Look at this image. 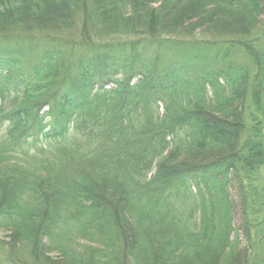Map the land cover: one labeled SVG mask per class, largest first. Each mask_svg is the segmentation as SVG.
<instances>
[{"label": "trees", "instance_id": "obj_1", "mask_svg": "<svg viewBox=\"0 0 264 264\" xmlns=\"http://www.w3.org/2000/svg\"><path fill=\"white\" fill-rule=\"evenodd\" d=\"M263 20L264 0H0V264H264Z\"/></svg>", "mask_w": 264, "mask_h": 264}, {"label": "rangeland", "instance_id": "obj_2", "mask_svg": "<svg viewBox=\"0 0 264 264\" xmlns=\"http://www.w3.org/2000/svg\"><path fill=\"white\" fill-rule=\"evenodd\" d=\"M262 25L264 26V20H263ZM137 60H138V58H136L134 62H137ZM239 60H240L239 62L247 64L253 69V73H252L253 75L257 74V69L255 68L254 63H253L252 59L249 57V55H247L243 52H240ZM132 61H133V57H132ZM71 127H72L71 132L73 134L79 133V131L76 129L75 125H72ZM250 134H252V133L249 131L248 133L245 134L244 138L247 139ZM263 135H264V132H263ZM247 187H248V191H250L251 201L252 202L256 201V206H255V204L254 205L252 204V207L258 211L257 223L259 225V228L262 229L264 226V165L251 175V180L249 182H247ZM193 191H194V194H197V192H198L197 189H194V188H193ZM203 192H205V194L207 195L206 189ZM227 192H228L227 196L229 197V200L233 204L234 225L235 224L237 225V224H239V222L236 218L239 219V216H241V215H239L240 207H241L240 206V198L238 197V195L234 189L227 191ZM191 199H193V198L188 197L186 200V203H185L186 210L191 205V202H192ZM189 210H190V207H189ZM6 236H7V233L0 231V238H4Z\"/></svg>", "mask_w": 264, "mask_h": 264}]
</instances>
